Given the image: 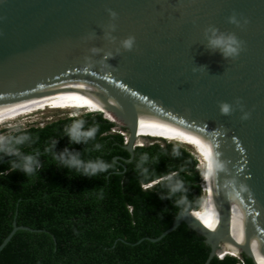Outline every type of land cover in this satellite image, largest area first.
<instances>
[{
  "label": "water",
  "instance_id": "95a60500",
  "mask_svg": "<svg viewBox=\"0 0 264 264\" xmlns=\"http://www.w3.org/2000/svg\"><path fill=\"white\" fill-rule=\"evenodd\" d=\"M229 36L235 53L212 43ZM142 97L198 128L221 211L208 224L181 210L147 239L186 223L210 246L204 264L225 255L264 264V0H0V112L110 102L116 119L101 112L130 154L114 161L129 162L154 124ZM138 112L148 120L139 133ZM241 205L248 222L235 217ZM18 229L35 230L14 221L0 251Z\"/></svg>",
  "mask_w": 264,
  "mask_h": 264
},
{
  "label": "trees",
  "instance_id": "16d2710c",
  "mask_svg": "<svg viewBox=\"0 0 264 264\" xmlns=\"http://www.w3.org/2000/svg\"><path fill=\"white\" fill-rule=\"evenodd\" d=\"M102 112L60 117L3 134L17 151L0 152V244L14 221L35 230L18 229L0 251V264H204L207 260L210 246L186 223L158 241L147 239L168 229L179 211L201 206L199 159L179 144L154 142L137 146L131 161L116 162L114 156L130 157L123 147L125 136L113 131L114 123ZM75 120H83L85 130L95 127L94 136L72 141L66 128ZM72 155L111 167L87 175L64 162ZM29 156L31 172L23 167ZM177 183L181 187L172 191ZM209 264L254 262L246 255L243 260L225 255L215 256Z\"/></svg>",
  "mask_w": 264,
  "mask_h": 264
},
{
  "label": "bare ground",
  "instance_id": "6f19581e",
  "mask_svg": "<svg viewBox=\"0 0 264 264\" xmlns=\"http://www.w3.org/2000/svg\"><path fill=\"white\" fill-rule=\"evenodd\" d=\"M140 102L147 111V113L154 119V124L147 131V133L139 139L137 143L143 144L147 140L146 137L150 136L154 138L165 139L168 141H176L188 146L189 145L192 146L200 156V160H199L200 163L207 168L206 169L207 174L204 179L205 180L204 185L202 184V186H204L203 201L199 209L194 210L193 214L194 216L201 217L205 223L208 224L219 223L221 221V211L218 204L216 203V199L214 196L215 195L214 177H213L214 169L210 162L209 156L203 144L198 128L195 127L192 123H190L181 115H177L172 111L165 110L159 107V105H157L156 103L143 99V97L140 99ZM105 104L111 105L112 103L104 102V101H90V102H83V103H76L69 105H61L59 107H64V108H70L75 106L91 107V109L95 111L96 110L106 111L108 115H110L112 118H115V116H113V114L109 112V110H107ZM47 107L49 106L18 107V108L2 111L0 112V123L5 122L8 119H14L15 117L35 112L37 110L39 111L41 109H46ZM125 112L126 110L124 111V113ZM147 122L148 120L145 114L138 112L137 133H139L146 126ZM247 206L248 205L238 206L235 210V217H237L241 221L248 222L249 219L247 220L245 215L241 213L243 212L244 209L247 208ZM248 210L249 211L252 210L250 209V206ZM255 222H257V220ZM231 231H232V236L238 242L244 244V242L241 239L238 228L235 226H231ZM225 247H226L225 248L226 252H230V253L238 252V246H236V244L232 243L230 240L225 241Z\"/></svg>",
  "mask_w": 264,
  "mask_h": 264
},
{
  "label": "clouds",
  "instance_id": "9594fccd",
  "mask_svg": "<svg viewBox=\"0 0 264 264\" xmlns=\"http://www.w3.org/2000/svg\"><path fill=\"white\" fill-rule=\"evenodd\" d=\"M213 44L216 46L223 47L224 51L226 54L230 53H235L237 52V41L235 37L229 36V37H218L215 38L212 41ZM126 44H130V42H126ZM222 111L227 113L229 111V106L227 104L223 105ZM84 121L83 120H75L73 123L66 128L67 133L70 136V139L74 142H80L82 139L86 140L87 138L93 137L96 128L92 127L90 129L85 130L83 128ZM159 139V138H158ZM19 141H17L18 143ZM16 149L11 146V141L8 136H0V152L5 153V154H15ZM63 159V155L61 156ZM64 162L69 166V167H76L78 170L82 169L84 174L87 175H94L98 171H105L109 167H111L110 164L105 163L101 160L97 161H89V162H83L81 161L77 156L72 155L70 158L65 159ZM32 158L26 157L24 161V169L28 172L32 171ZM13 170L16 168V164L12 165ZM0 175H3V173H0ZM181 185L177 183L175 187H173L172 191H175L177 188H180Z\"/></svg>",
  "mask_w": 264,
  "mask_h": 264
},
{
  "label": "rangeland",
  "instance_id": "374dc122",
  "mask_svg": "<svg viewBox=\"0 0 264 264\" xmlns=\"http://www.w3.org/2000/svg\"><path fill=\"white\" fill-rule=\"evenodd\" d=\"M92 112L95 110H92L91 107H85V106H75V107H70V108H64V107H59V106H49L46 109H41L37 110L35 112L25 114L22 116L15 117L14 119H8L5 122L0 123V136H3L5 132H7L10 129H15V128H23L29 125H44L48 121H52L54 119L60 118V117H65V116H72V115H77L80 116L83 113L86 112ZM99 111V110H96ZM148 144H152L154 142H159L161 144H164L166 142H172L174 144H179L180 146L185 147L189 151H191L199 160L200 156L198 153L194 150L192 146H188L176 141H164L161 138H148L147 139ZM199 166H200V171L203 174V180L202 183L204 185V179L206 177L207 171L206 167L200 163L199 161Z\"/></svg>",
  "mask_w": 264,
  "mask_h": 264
},
{
  "label": "built area",
  "instance_id": "2783aa9c",
  "mask_svg": "<svg viewBox=\"0 0 264 264\" xmlns=\"http://www.w3.org/2000/svg\"><path fill=\"white\" fill-rule=\"evenodd\" d=\"M147 186H151V183H150L149 185H146V187H147Z\"/></svg>",
  "mask_w": 264,
  "mask_h": 264
}]
</instances>
